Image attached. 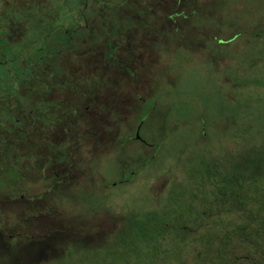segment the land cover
Segmentation results:
<instances>
[{
	"label": "rangeland",
	"instance_id": "1",
	"mask_svg": "<svg viewBox=\"0 0 264 264\" xmlns=\"http://www.w3.org/2000/svg\"><path fill=\"white\" fill-rule=\"evenodd\" d=\"M145 3L123 8L143 14L117 26L128 23L112 52L83 41L62 58L105 72L84 119L69 131L55 121L18 162L0 144V163L26 175L0 189V264H219L216 252L254 264L238 241L218 242L226 217L208 226V175L244 156V186L264 197V0ZM135 130L140 140L121 141Z\"/></svg>",
	"mask_w": 264,
	"mask_h": 264
},
{
	"label": "trees",
	"instance_id": "2",
	"mask_svg": "<svg viewBox=\"0 0 264 264\" xmlns=\"http://www.w3.org/2000/svg\"><path fill=\"white\" fill-rule=\"evenodd\" d=\"M10 1L0 7L3 22L0 24V144L18 147L11 151L10 157L18 162L14 152L28 154L38 136H46L55 121L68 123L63 127L69 131V125L74 126L84 119L81 110L89 105V100L84 105L82 101L92 97L93 88L104 78L101 67L75 69L68 64L64 66L62 58L69 56L71 61L78 56L76 49L83 41L99 43L104 40L108 46L105 54L112 52L114 46L109 39L118 37V31L125 29L128 23L119 29L117 26L126 17L132 19L143 14V9L130 14L123 8L140 2L145 8L150 5L145 0ZM102 10L107 11L106 16ZM92 19L98 25H90ZM53 88L60 90L58 95L67 96L66 99L52 95ZM134 137L140 140L138 136L127 135L121 141ZM245 159L242 156L238 160H227L222 168L218 166L221 164L218 159L213 173L208 172L210 209L215 207L217 219L209 214L212 219L207 222L208 226L217 225L223 223L221 216L226 217L224 231L217 237L222 247L236 240L239 252L248 250L254 264H264V197L256 198L258 196L252 192L254 187L245 188L244 184H249L253 174L247 165L249 160ZM17 162L0 163V170H5L0 171L3 191L7 192L9 185L21 186L26 176ZM218 255L216 252L210 262L223 264Z\"/></svg>",
	"mask_w": 264,
	"mask_h": 264
},
{
	"label": "flooded vegetation",
	"instance_id": "3",
	"mask_svg": "<svg viewBox=\"0 0 264 264\" xmlns=\"http://www.w3.org/2000/svg\"><path fill=\"white\" fill-rule=\"evenodd\" d=\"M131 62V61H130ZM136 65H138V64H136ZM139 97V99L141 98V96H138ZM37 176H35V178H36ZM58 181H61V180H58ZM61 182H63V181H61ZM61 185H63V184H61ZM61 193V192H60ZM56 194H58V192L56 191ZM9 195H11V196H13V194H9ZM11 196H10V198H11ZM11 236V235H10Z\"/></svg>",
	"mask_w": 264,
	"mask_h": 264
},
{
	"label": "water",
	"instance_id": "4",
	"mask_svg": "<svg viewBox=\"0 0 264 264\" xmlns=\"http://www.w3.org/2000/svg\"><path fill=\"white\" fill-rule=\"evenodd\" d=\"M134 136H136V137L138 136L137 130H135Z\"/></svg>",
	"mask_w": 264,
	"mask_h": 264
}]
</instances>
